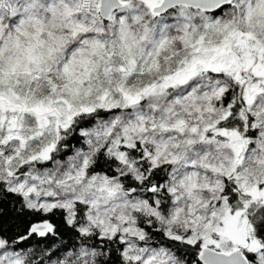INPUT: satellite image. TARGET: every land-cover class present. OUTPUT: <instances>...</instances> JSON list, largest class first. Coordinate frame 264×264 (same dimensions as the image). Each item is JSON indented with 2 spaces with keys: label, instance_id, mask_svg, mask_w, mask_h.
Wrapping results in <instances>:
<instances>
[{
  "label": "snow or ice",
  "instance_id": "obj_1",
  "mask_svg": "<svg viewBox=\"0 0 264 264\" xmlns=\"http://www.w3.org/2000/svg\"><path fill=\"white\" fill-rule=\"evenodd\" d=\"M0 264H264V0H0Z\"/></svg>",
  "mask_w": 264,
  "mask_h": 264
}]
</instances>
